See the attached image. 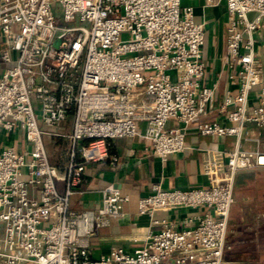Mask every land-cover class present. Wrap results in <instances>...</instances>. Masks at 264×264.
Listing matches in <instances>:
<instances>
[{
  "label": "built area",
  "instance_id": "1",
  "mask_svg": "<svg viewBox=\"0 0 264 264\" xmlns=\"http://www.w3.org/2000/svg\"><path fill=\"white\" fill-rule=\"evenodd\" d=\"M194 1L0 0V134L13 137L0 139V264H262L228 258L227 238L238 173L264 166L263 151L241 147L248 124L264 128V0H225L230 86L218 110L228 123L208 118L219 82H208L207 21ZM193 124L234 136L235 148L204 152L205 186L153 184L138 201L143 245L93 257L92 239L124 216L131 195L109 183L97 209H73L86 167L136 136L166 162L186 150ZM59 141L64 174L48 148Z\"/></svg>",
  "mask_w": 264,
  "mask_h": 264
},
{
  "label": "crops",
  "instance_id": "2",
  "mask_svg": "<svg viewBox=\"0 0 264 264\" xmlns=\"http://www.w3.org/2000/svg\"><path fill=\"white\" fill-rule=\"evenodd\" d=\"M199 20L206 18L204 0L193 2ZM219 7V6H218ZM226 17L225 6H221ZM226 26L220 33L219 44L208 52V82H219L216 108L208 118H216L221 123H228L225 114L218 110L225 91L229 88L228 69L222 62L225 54ZM223 34V35H222ZM222 35V36H221ZM4 39L0 35V75L6 68L1 59ZM173 122H169V125ZM72 128V120L67 122V129ZM144 123L139 124V131L144 132ZM3 142H13L0 134ZM62 144L63 141H59ZM66 143H64L65 145ZM186 150L171 155L163 162L152 152L148 140L142 136L121 138L111 142V157L106 162L89 164L86 167L81 188L83 194H76L71 199V206L76 210L97 209L101 204L100 189L109 183L115 184L123 192L131 195L125 206L123 217L113 219L110 226L100 229L92 239L91 253L98 258L112 245L127 250H134L143 245V237L148 226L137 215L138 201L151 193L152 185L161 183L164 188H194L207 184L202 173V161L207 149L231 151L236 146L234 136H204L192 125L186 137ZM241 147L244 150L264 152V128L248 124L243 133ZM66 155L67 154V148ZM113 159H116L113 162ZM61 174L66 171V164H55ZM231 249L227 257L231 259H261L264 264V166L253 170L240 171L236 177L234 203L229 218L227 238ZM230 253V254H229Z\"/></svg>",
  "mask_w": 264,
  "mask_h": 264
},
{
  "label": "rangeland",
  "instance_id": "3",
  "mask_svg": "<svg viewBox=\"0 0 264 264\" xmlns=\"http://www.w3.org/2000/svg\"><path fill=\"white\" fill-rule=\"evenodd\" d=\"M221 6H225V0L222 1ZM206 21H207V51L210 52L212 46L216 47L219 44V41L221 39L220 33L223 32L224 26H226V22H227V18L224 16V12L220 7V5L219 7L215 6V7L207 8ZM74 25L90 27L91 23L90 21L76 22L74 23ZM258 50L261 51L262 48L259 47ZM47 140L48 139L45 138V142H47ZM48 148L51 153V160L54 164L63 163V162L64 164H66L68 162V157L66 155V150H65V148H67L66 144L64 145V143H62V144H57L56 146L49 145ZM235 260L260 262L261 259L254 258V259H235Z\"/></svg>",
  "mask_w": 264,
  "mask_h": 264
}]
</instances>
